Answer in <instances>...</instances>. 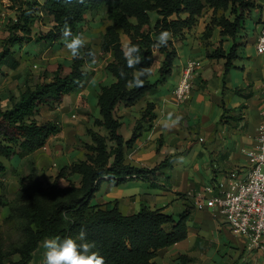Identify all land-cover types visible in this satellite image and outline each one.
<instances>
[{
	"label": "trees",
	"instance_id": "1",
	"mask_svg": "<svg viewBox=\"0 0 264 264\" xmlns=\"http://www.w3.org/2000/svg\"><path fill=\"white\" fill-rule=\"evenodd\" d=\"M15 4L16 18L12 20L10 36L0 44V74L4 66L12 70L19 67L15 47L33 42L53 46L61 41L60 30L65 20L74 34L81 33L87 13L109 5V20L113 24L107 29L102 50L113 56L106 71L115 82L101 87L98 98L101 119L95 122L97 127L108 132L109 138L89 130L92 144L87 146L90 154L86 160L62 168L52 183L45 186L42 182L33 183V203L23 210L30 226L27 241L21 250L11 254L0 251V264H30L45 237H76L81 230L89 241L96 242L97 248L94 250L105 258V264H157L155 258L159 250L187 239L191 215L189 208L176 219L162 209L152 210L145 205L138 213L127 216L121 213L118 205L108 209L93 204L106 182L119 186L131 180H143L155 186L160 175L169 179L165 170L170 168L175 157L166 158L154 168L127 164V150L135 146L145 126L155 121L156 107L153 103L147 105L128 140L120 134L123 123L116 117V109L121 104L127 107L137 105L167 83L179 58L174 40L178 38L184 41L187 32L197 26L207 8L214 15L220 11L229 14L219 19L214 16L209 31L212 33L213 28L219 29L222 38L235 42L229 51L224 50L220 42L219 47L207 56L210 60H225V77L232 69H237L236 39L244 29L246 14L257 7L256 3L253 0H85L80 4L73 0L71 4H66L64 0H15ZM39 13L51 18L53 26L48 32L33 35ZM152 14H156V20H153ZM118 28L140 47L143 63L137 69L152 67L156 54L163 57L157 80L142 77L144 87L132 90L126 87L127 80L137 69L126 66ZM164 29L173 33V39L167 47L153 49L156 36ZM86 60L87 57L73 60L70 73L64 75L58 70L52 81L27 88L18 98L12 96L11 107L0 110L1 175L7 170L4 160L11 161L15 157L32 154L61 132L60 126L53 121L39 123L35 117L43 107L61 105L67 96L86 85L91 78L84 68ZM121 68L127 73L124 79L119 77ZM226 112L228 110L225 109ZM72 175L81 176L80 186L70 184L62 187L60 181ZM44 197H50V200ZM15 256L18 260L14 259Z\"/></svg>",
	"mask_w": 264,
	"mask_h": 264
},
{
	"label": "crops",
	"instance_id": "2",
	"mask_svg": "<svg viewBox=\"0 0 264 264\" xmlns=\"http://www.w3.org/2000/svg\"><path fill=\"white\" fill-rule=\"evenodd\" d=\"M253 1L257 7L246 14L244 29L236 39L237 69L225 77V60L207 58L206 48L202 49L197 30L193 29L176 46L179 58L172 76L143 99L146 104H155L156 119L127 150L126 163L154 168L175 156L165 170L169 179L160 175L155 186L143 180L119 186L106 182L105 194L96 198L95 205L108 209L118 205L127 216L138 213L143 205L162 209L176 219L190 209L187 239L159 250L157 264H264V252L250 251L247 239L229 232L217 212L196 207L197 199L205 201L207 186L227 184L233 173L243 176L249 168L245 152L256 147L264 96V54L257 52L258 37L264 29V0ZM212 41L217 45L222 41L226 51L235 43L222 38L219 29ZM190 60L202 61L203 67L194 79L191 98L180 104L173 90ZM169 112L183 119L177 127L166 130L161 124Z\"/></svg>",
	"mask_w": 264,
	"mask_h": 264
},
{
	"label": "rangeland",
	"instance_id": "3",
	"mask_svg": "<svg viewBox=\"0 0 264 264\" xmlns=\"http://www.w3.org/2000/svg\"><path fill=\"white\" fill-rule=\"evenodd\" d=\"M39 1L43 2V0ZM110 9L111 6L108 5L87 13L85 21L81 25V33L88 41L86 49H94L97 57L95 64H91L89 61L84 67L91 75L89 81L82 89L67 96L61 105L43 107L35 117L39 123L53 121L60 126L61 132L52 137L45 147L32 154L15 157L11 161L4 160L7 170L4 174H0V202L2 203L0 208V251L5 254L21 250L27 241V230L30 226L23 210L33 203V183L42 182L44 186L47 183H52L62 168L86 160L87 155L90 154L87 146L92 144L89 130L109 138L108 132L104 128L97 127L95 122L101 119L98 107L101 87L115 82L113 76L106 71V66L113 61V56L102 50L107 29L113 24L109 20ZM16 10L15 0H0V44L10 36L9 30L13 25L12 20L16 18ZM226 15L229 16L223 11L214 15L213 11L207 8L197 26L193 28L197 30L198 39L201 40L200 46L202 49L206 48L207 58L209 53L219 47L218 43L214 44L212 41L216 28H213L212 33L209 31L212 19L214 16L219 19ZM152 18L156 20V14H152ZM204 19H210V21L207 23ZM206 23L207 25H205ZM52 26V19L39 13L33 26V35L39 32H48ZM117 30L121 35L122 43L126 42L128 37L121 29ZM174 43L175 46H179L182 41L176 38ZM14 52L20 65L15 70L6 66L2 68L0 110L11 107L12 96L18 98L29 87L34 88L42 82L52 81L58 70H61L64 75L71 71L73 60L64 48L62 40L53 46L44 43H25L15 47ZM202 56L197 58L200 59ZM162 59L160 54H156V61L152 66L151 81H155L159 77ZM148 104L142 100V103L139 102L133 107H127L124 104L117 107L116 117L123 123L120 134L124 138L131 137L133 129L141 120ZM148 128L149 126L146 125L145 129ZM80 183V175L68 176L65 180L60 181L62 187H68L70 184L79 187ZM105 186L106 184L102 186L97 197L105 194ZM44 198L50 200V197ZM96 200H93V204L97 203ZM43 253L44 249L40 244L39 249L33 254L30 264H42ZM14 259L18 260V257L15 256Z\"/></svg>",
	"mask_w": 264,
	"mask_h": 264
},
{
	"label": "built area",
	"instance_id": "4",
	"mask_svg": "<svg viewBox=\"0 0 264 264\" xmlns=\"http://www.w3.org/2000/svg\"><path fill=\"white\" fill-rule=\"evenodd\" d=\"M262 37L264 29L257 43V52L261 55L264 54L260 51L264 48ZM202 67L203 62L200 60L187 62L182 78L173 90L178 103L183 104L191 98L194 79ZM261 119L256 147L245 152L249 161L246 173L243 176L233 173L227 184L207 186L204 190L205 201L203 198L197 199L196 207L198 210H214L224 219L229 232L247 239L250 251L258 249L264 252V96Z\"/></svg>",
	"mask_w": 264,
	"mask_h": 264
},
{
	"label": "clouds",
	"instance_id": "5",
	"mask_svg": "<svg viewBox=\"0 0 264 264\" xmlns=\"http://www.w3.org/2000/svg\"><path fill=\"white\" fill-rule=\"evenodd\" d=\"M64 2L66 4H71L73 0H64ZM76 2L83 4L85 0H76ZM60 32L64 48L68 51L72 60L85 59V57H87L86 63L90 61L91 64H95L97 62L94 49L84 51L88 44L84 34H74L67 20H65ZM172 39L173 33L170 30H161L156 36L152 47L156 50L162 47H167L169 41ZM261 41L264 43V37L261 38ZM121 51L126 61L127 68L137 69V66L143 63V57L140 54L141 50L139 45L133 43L130 38L122 43ZM260 51L264 53V48H261ZM131 75L132 78L127 80L126 87L129 90L139 89L145 85V80L142 79V77L150 78L153 76V68L151 66L138 68ZM126 76L127 73L121 68L119 77L124 79ZM182 119L183 117L181 115L169 112L161 126L166 130H170L177 127ZM41 245L44 249L42 264H105V258L100 255L98 250H94L97 248L96 242L89 241L83 230H81L76 237H45L42 240Z\"/></svg>",
	"mask_w": 264,
	"mask_h": 264
}]
</instances>
